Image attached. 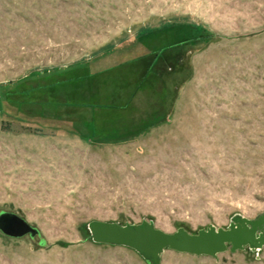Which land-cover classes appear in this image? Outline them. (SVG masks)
Here are the masks:
<instances>
[{"label":"rangeland","instance_id":"1","mask_svg":"<svg viewBox=\"0 0 264 264\" xmlns=\"http://www.w3.org/2000/svg\"><path fill=\"white\" fill-rule=\"evenodd\" d=\"M143 43L166 47L130 113L57 119L60 71ZM0 210L39 230L0 231V264H148L89 221L196 233L262 212L264 0H0ZM159 264H264V245Z\"/></svg>","mask_w":264,"mask_h":264},{"label":"water","instance_id":"2","mask_svg":"<svg viewBox=\"0 0 264 264\" xmlns=\"http://www.w3.org/2000/svg\"><path fill=\"white\" fill-rule=\"evenodd\" d=\"M88 228L96 242L125 245L136 250L148 264H159L165 248L196 255H210L227 249L230 251L248 246L259 249L264 245V210L253 218L238 217L228 227L207 228L190 233L179 227L173 232L163 231L151 221L138 224H120L114 221L93 219ZM0 231L10 237L39 236V230L13 211L0 210ZM43 241H40L42 244Z\"/></svg>","mask_w":264,"mask_h":264},{"label":"crops","instance_id":"3","mask_svg":"<svg viewBox=\"0 0 264 264\" xmlns=\"http://www.w3.org/2000/svg\"><path fill=\"white\" fill-rule=\"evenodd\" d=\"M142 45L148 49L145 50L142 47L145 50H143L145 52L143 54H133L137 47L135 44L128 47L124 45V47L107 50L101 55L78 64L76 67L59 72V75H62L59 81H63V84H70L75 81L78 88L84 93V97L86 96V99H88L79 105L84 111H89L90 117L79 118L78 121L88 124L89 121L97 117L99 109L107 110L113 108L120 111H128L127 107H121L123 100L119 99H126L130 96V90L135 85H138L137 83L143 73L145 75L150 74L160 54L155 57L149 71L146 59L150 51L149 46L147 43ZM146 76L149 77V75ZM115 78L120 80V85H113L112 81L116 80ZM56 81L52 82L51 85H54ZM139 92L140 90L138 89ZM136 105L138 106V104Z\"/></svg>","mask_w":264,"mask_h":264},{"label":"trees","instance_id":"4","mask_svg":"<svg viewBox=\"0 0 264 264\" xmlns=\"http://www.w3.org/2000/svg\"><path fill=\"white\" fill-rule=\"evenodd\" d=\"M167 45V44H166ZM168 46V45H167ZM164 47H166L164 45ZM164 47H160L157 51H155L153 53V55H151V57L149 59H147V67H148V70L150 71V68L152 67L153 63H154V60H155V57L163 50ZM148 75V74H146ZM144 73L141 75V79L140 81L137 83L138 85H135L131 90H130V96L126 99L122 98V99H119V100H123V103L120 105L122 108L123 107H127L128 108V113L131 112L130 108L132 107V103L135 101L137 95L140 93H138V89L141 90V88L143 87V84H145V82L147 83L148 81V76H146ZM57 83V84H56ZM54 85H52L50 88H51V93L49 94V98H50V101H49V104H51L56 112V114H54L57 119H60V117L62 118V114H69L70 111L72 109H80V105L79 104H82L83 101H87L88 99H86V96L84 97V93L77 87H72L70 88L71 86H69L68 83L66 84H63V81H58L56 82ZM59 84H61L63 87V91L61 92V95H63L64 97V101H59V102H54L52 101V98L54 96V93L56 92H53L57 86H59ZM85 91V90H84ZM87 94V93H86ZM162 97L164 98V92L161 94ZM82 108V107H81ZM146 113V111H145ZM151 113V116L153 115H158L160 113H163V110H159V113L156 112H150ZM150 113L148 112L147 114L150 115ZM165 113H163L164 115ZM132 114H129V117H133L134 115ZM129 132V131H128ZM43 243V242H42Z\"/></svg>","mask_w":264,"mask_h":264}]
</instances>
